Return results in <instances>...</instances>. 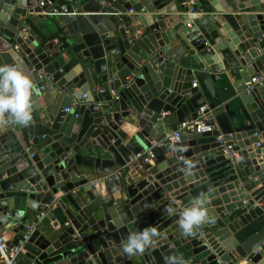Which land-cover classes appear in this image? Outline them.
Masks as SVG:
<instances>
[{
	"label": "water",
	"instance_id": "water-1",
	"mask_svg": "<svg viewBox=\"0 0 264 264\" xmlns=\"http://www.w3.org/2000/svg\"><path fill=\"white\" fill-rule=\"evenodd\" d=\"M49 1L0 0V65L33 83L32 120L0 116V235L16 245L42 214L20 264H264V83L245 86L264 70V0ZM205 104L219 127L167 142ZM196 201L207 219L187 234Z\"/></svg>",
	"mask_w": 264,
	"mask_h": 264
},
{
	"label": "clouds",
	"instance_id": "clouds-1",
	"mask_svg": "<svg viewBox=\"0 0 264 264\" xmlns=\"http://www.w3.org/2000/svg\"><path fill=\"white\" fill-rule=\"evenodd\" d=\"M32 94V80L20 65H0V116H7L11 122L27 125L32 120ZM206 219L207 210L202 201H196L182 211L179 227L191 234ZM156 234L155 227L133 232L123 244V250L128 254L142 252Z\"/></svg>",
	"mask_w": 264,
	"mask_h": 264
},
{
	"label": "built area",
	"instance_id": "built-area-1",
	"mask_svg": "<svg viewBox=\"0 0 264 264\" xmlns=\"http://www.w3.org/2000/svg\"><path fill=\"white\" fill-rule=\"evenodd\" d=\"M64 2V6L61 7V12L57 10H53L52 14H61L65 13V6L71 4L74 0H62ZM185 4H192L196 0H183ZM43 3H40V6ZM264 83V70L258 71L253 76L250 77L249 81L245 83V86L248 89L254 88L255 86L261 85ZM197 85L196 82H193L192 86L195 87ZM44 89L43 86H38L37 91H42ZM70 109L65 108L64 111L68 112ZM217 127V122L213 115V111L208 107V105H202L198 107L195 111V117L191 118L187 122H183L177 126V132L171 133L167 135V142L175 143L178 142L179 137L182 133H204L211 132ZM257 146H260V143H257ZM230 151L232 146L227 147ZM231 156L236 157V153H231ZM132 160H136L139 162H148L153 159V154L150 149L146 151L139 152L135 154ZM115 178L119 177V173L114 175ZM42 218V214H40L36 220L32 222H28L25 226L26 233L22 235V239L16 245H8L4 240V237L0 235V264H19V254L22 252L23 242L28 238L29 232H31L37 225V222Z\"/></svg>",
	"mask_w": 264,
	"mask_h": 264
},
{
	"label": "crops",
	"instance_id": "crops-1",
	"mask_svg": "<svg viewBox=\"0 0 264 264\" xmlns=\"http://www.w3.org/2000/svg\"><path fill=\"white\" fill-rule=\"evenodd\" d=\"M53 0H50L49 2H52ZM77 2V0H74L71 4H74V3H76ZM132 12V11H131ZM194 82H196L197 83V85L195 86V87H193L192 86V88H198L199 89V92H201V93H203L204 94V91H205V93H207L208 94V92L211 90V88H212V83H211V81H210V79H209V77L208 76H202V75H200V76H195L194 77ZM204 90V91H203ZM44 89L42 90V92L44 93ZM73 104H77V101L75 100L74 101V103ZM162 116H168L169 117V120H168V123L169 124H171L172 126L173 125H178L177 124V122H176V118H175V115H171L170 113H162ZM216 120V119H215ZM216 122H217V120H216ZM218 123V122H217ZM218 125V127H219V124H217ZM171 134V133H170ZM260 143H263V141L262 140H260L259 141ZM180 160V159H179ZM135 166H137V165H135ZM260 185H258V187H259ZM93 191H95V190H93ZM58 194H60V193H58ZM57 194V195H58ZM41 206V205H40ZM46 220H44V225H43V227H46V226H54L55 225V223L53 222V221H50L49 219H47V218H45ZM34 221V220H33ZM29 222H32V221H29ZM55 228V227H54ZM10 230H12V229H10ZM189 246V243H186L185 244V247L187 248ZM19 264H20V262H19ZM241 264H245V261H242V263Z\"/></svg>",
	"mask_w": 264,
	"mask_h": 264
}]
</instances>
